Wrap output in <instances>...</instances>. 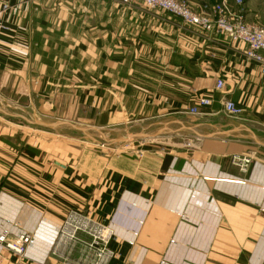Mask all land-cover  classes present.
Instances as JSON below:
<instances>
[{"label":"crops","instance_id":"1","mask_svg":"<svg viewBox=\"0 0 264 264\" xmlns=\"http://www.w3.org/2000/svg\"><path fill=\"white\" fill-rule=\"evenodd\" d=\"M3 1L0 95L24 115L0 111L35 128L0 117V233L9 220L32 236L24 255L0 244V264H62L51 248L70 208L111 223L110 264H264V74L246 45L139 1ZM244 14L264 25V0ZM201 97L212 105L190 113ZM66 125L145 143L54 142L46 129ZM233 155L253 156L247 173Z\"/></svg>","mask_w":264,"mask_h":264},{"label":"built area","instance_id":"2","mask_svg":"<svg viewBox=\"0 0 264 264\" xmlns=\"http://www.w3.org/2000/svg\"><path fill=\"white\" fill-rule=\"evenodd\" d=\"M0 11L9 9V4L0 0ZM124 3L139 1L149 9H161L178 17L185 24L195 25L205 32L228 38L232 42L246 45L245 58L255 62L264 74V25L249 22L244 15V0H219L193 8L186 0H122ZM224 86L217 81L218 89ZM213 100L201 97L189 109L192 114H201V107L212 105ZM223 109L228 114L238 115L241 109L232 100H223ZM254 158L252 155H233L231 163L241 172L247 173ZM7 220L0 233V244L19 255H24L32 242V236L25 232H15L13 222ZM116 239L111 223L94 217L92 210L70 208L63 217L51 254L61 259L62 264H110L117 256L112 242ZM2 256L0 255V261Z\"/></svg>","mask_w":264,"mask_h":264},{"label":"rangeland","instance_id":"3","mask_svg":"<svg viewBox=\"0 0 264 264\" xmlns=\"http://www.w3.org/2000/svg\"><path fill=\"white\" fill-rule=\"evenodd\" d=\"M214 3H216V2H214ZM230 3L232 6L235 5L232 0H230ZM245 3H246V0H244V5H243L244 12H245ZM150 10H157V9H150ZM245 18H246V16H245ZM249 22H251V21H249ZM187 25H189V24H187ZM0 107L3 108L4 110H6L7 112L11 113V114L17 113V114H23L24 115V112L21 111V108L19 107V105L16 102H13L12 100L7 99V98L3 99V97H1V95H0ZM226 115L235 116L233 114H228V113H226ZM0 117L4 118L7 121H11L15 124L24 125V126H31L32 128H35V126L29 124V122L24 118L11 117L9 115L3 114L1 111H0ZM26 117H29V116L26 115ZM37 120L54 122V120L49 119V118H44V117H41V119L38 118ZM103 121H105V120H103ZM71 126L72 125H66L63 129H59V130H62L59 132L52 130V129H46V130L48 132H51L50 134H52L54 142L62 141L64 143L68 142V144H74V143L78 144L77 146H79V144H80L81 146L96 147V148L97 147H99V148L105 147V148H110L111 150L116 151V152H117V150H121L124 152L130 151L132 149L130 147L131 143H133V144H140L142 142L145 143L143 139H140L138 137L133 136V135H135L134 133H137L136 132V131H138L137 128L132 129V130L131 129L130 130H123V131H121V133L117 132V133H111L108 135L107 134L106 135H104V134L100 135L98 133H96V134L90 133V136H87V135L83 134L82 132L73 130L71 128ZM88 134H89V132H88ZM49 136L51 137V135H49ZM133 137H134V139H133ZM47 138H48V136H47ZM55 139H59V140L55 141ZM109 139H119L120 142L109 147L105 144L106 140H109ZM125 139H128L130 141H128V140L125 141ZM119 140H117V141H119ZM97 144H99V145L97 146ZM57 235H58V232H57ZM56 238H57V236H56Z\"/></svg>","mask_w":264,"mask_h":264},{"label":"water","instance_id":"4","mask_svg":"<svg viewBox=\"0 0 264 264\" xmlns=\"http://www.w3.org/2000/svg\"><path fill=\"white\" fill-rule=\"evenodd\" d=\"M54 125V124H53ZM128 139H125V141H127Z\"/></svg>","mask_w":264,"mask_h":264}]
</instances>
